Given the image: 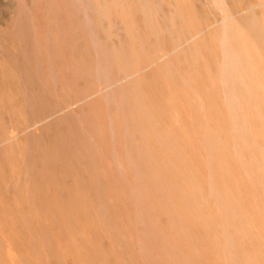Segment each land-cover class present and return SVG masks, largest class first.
I'll use <instances>...</instances> for the list:
<instances>
[{"label":"rangeland","instance_id":"rangeland-1","mask_svg":"<svg viewBox=\"0 0 264 264\" xmlns=\"http://www.w3.org/2000/svg\"><path fill=\"white\" fill-rule=\"evenodd\" d=\"M0 264H264V0H0Z\"/></svg>","mask_w":264,"mask_h":264}]
</instances>
